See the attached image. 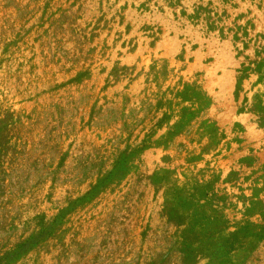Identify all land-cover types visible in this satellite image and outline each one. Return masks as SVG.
Masks as SVG:
<instances>
[{"label": "rangeland", "instance_id": "rangeland-1", "mask_svg": "<svg viewBox=\"0 0 264 264\" xmlns=\"http://www.w3.org/2000/svg\"><path fill=\"white\" fill-rule=\"evenodd\" d=\"M172 1L0 0L5 264H264V0Z\"/></svg>", "mask_w": 264, "mask_h": 264}, {"label": "trees", "instance_id": "trees-1", "mask_svg": "<svg viewBox=\"0 0 264 264\" xmlns=\"http://www.w3.org/2000/svg\"><path fill=\"white\" fill-rule=\"evenodd\" d=\"M170 1L173 2L172 0H170ZM222 1H225V0H222ZM212 16H214L215 18H213ZM187 18L194 24H196L200 20H203L207 31L214 30L216 28L215 21H219V16H217V14L215 12L211 13V10L208 9L207 6H202L200 4L196 5L193 8L192 12L187 14ZM218 30L220 33L222 32L221 27H219ZM190 90L195 91V89H192V88H190ZM190 96L192 97V95H190ZM193 98H196L195 93L193 94ZM182 110L181 111L184 112V108ZM164 117H166V116H164ZM182 119H184V115L180 114V120L179 121H182ZM120 167H121V165H119V164L115 165L111 171L107 172V174L103 178H101L94 185H92L90 190L87 191L83 196H81L78 199L83 200L85 198H88L89 195L94 194L98 190L100 183L104 182L105 180H111L113 177L116 176V174L121 172ZM66 209L62 210L59 215H62L66 211ZM244 228H245L244 226L239 225V227L235 231L228 233L227 238L223 239L220 244L208 243L207 248H209L210 250L208 249L209 251H207V253L205 255L206 264H215L220 259L224 258V256H225L224 254H225L226 250L231 248L233 242L236 241L235 236ZM253 234H255V233H253ZM40 235L41 234H36L34 236H31L27 240H24V241L20 242L19 244H17L15 246V249H13L10 252H7V253L3 254L2 256H0V264H5L9 260L18 256L20 253L27 251L33 244H35L37 242V239ZM259 236H261V234H259ZM203 246L205 247L204 243H203Z\"/></svg>", "mask_w": 264, "mask_h": 264}]
</instances>
